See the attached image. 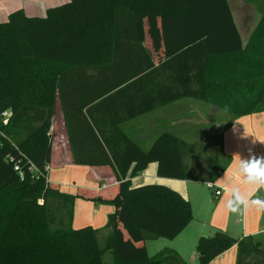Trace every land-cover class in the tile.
<instances>
[{
    "label": "trees",
    "instance_id": "obj_1",
    "mask_svg": "<svg viewBox=\"0 0 264 264\" xmlns=\"http://www.w3.org/2000/svg\"><path fill=\"white\" fill-rule=\"evenodd\" d=\"M142 19L160 20L159 39L171 49L157 66L139 36ZM184 98L233 117L257 112L264 103V19L241 51L226 0H68L43 17L10 13L0 23V264H104L107 252L114 264H186L170 249L148 258L145 246L137 253L120 242L121 225L144 244L173 240L192 220L177 192L131 187L125 178L155 163L160 178L194 180L185 159L196 145L163 132L144 149L121 129ZM64 148L74 165L112 171L116 210L104 247L96 229L72 228L78 196L46 182L53 152ZM233 245L236 264H264L252 237L237 241L219 231L197 241L198 263Z\"/></svg>",
    "mask_w": 264,
    "mask_h": 264
},
{
    "label": "crops",
    "instance_id": "obj_2",
    "mask_svg": "<svg viewBox=\"0 0 264 264\" xmlns=\"http://www.w3.org/2000/svg\"><path fill=\"white\" fill-rule=\"evenodd\" d=\"M67 1L0 0V23L5 22L9 14L15 10H22L29 17H43L47 9ZM226 1L240 37L242 51L256 26L264 19V0ZM151 21L155 22L156 27L150 24ZM139 24V36L143 47L153 64L157 66L163 61L165 51L171 50L159 39L160 20L142 19L139 20ZM151 28H154L153 31ZM223 98L230 99L231 95L227 92ZM199 102L204 103L202 110L196 104ZM192 111L197 118L196 122L189 118ZM199 112L201 116L202 112L204 113L203 121L199 119ZM208 118L211 122H207ZM202 122L210 124L211 132L218 136L216 143L220 145L219 156L213 158L218 161L215 163L216 168L215 166L213 170L209 168L205 173L197 162H193L192 167H189L190 172L196 174L193 171L195 168L202 176L199 175L194 180H175L158 177L157 166L151 163L135 177L126 176L125 181H128L131 187L158 184L172 189L189 202L192 214L191 222L173 240L157 239L146 241L144 244L135 242L121 225L120 242L129 246L131 250L134 248L138 253L145 246L148 258H153L161 250L170 249L186 264H199L196 253L197 241L201 237H211L218 231L237 241L252 237L253 242L264 250V241L259 235V232L264 230V183L249 182L239 170L240 159L264 158V103L255 113L233 117L229 111L216 108L204 101L184 98L126 122L121 125V129L129 138L147 149L156 136L163 132L184 134L190 127L192 129L198 127ZM52 156L46 182L60 193L78 196L74 201L72 228L96 229L98 243L100 245L99 240H102L100 247H104L109 233L108 217L116 210L112 201H109L116 195L114 187L116 182L111 169L74 165L66 148L62 151L56 149ZM219 168L221 173L213 183L215 189L221 193L216 196L214 190L207 187V183L211 182L213 174ZM102 189L104 190L100 191ZM95 198L108 202L91 200ZM157 245L159 247H156ZM237 251V245H233L209 264H236ZM103 263L114 264L113 255L105 253Z\"/></svg>",
    "mask_w": 264,
    "mask_h": 264
},
{
    "label": "rangeland",
    "instance_id": "obj_3",
    "mask_svg": "<svg viewBox=\"0 0 264 264\" xmlns=\"http://www.w3.org/2000/svg\"><path fill=\"white\" fill-rule=\"evenodd\" d=\"M170 33V31H169ZM172 34V33H170ZM185 103V102H184ZM198 104L197 106H199V108H203L204 103H196ZM186 114V112H184ZM194 112H191V116H189V118H193V121L196 122L197 118L194 117L195 114H193ZM202 114L204 115V113L202 112ZM199 119H203L204 120V116H201V113L199 112ZM202 120V121H203ZM207 122H211V120H209V118L207 119ZM202 122V124L198 127L195 128H189V131L184 133V134H179V133H174L177 137H179L180 139H182L183 141L188 142V144H195L197 149L196 152L193 156H189L185 159V163L186 165H188V167H190L191 165H193V162H197V164H199L198 166H200L202 168V170L204 169V172L206 173V171H208L209 168H211L213 170V164L217 163V160H213V158L219 156V149L220 145L219 143H216L218 141V136L214 133L211 132V125L208 123ZM198 124V123H197ZM189 135V136H188ZM185 139V140H184ZM145 147V146H143ZM146 149V148H145ZM202 159V160H193V159ZM212 159V160H209ZM189 162L191 164H189ZM192 167V166H191ZM195 177L201 175L198 173V171H195V168H193ZM206 170V171H205ZM211 170V171H212ZM202 176V175H201ZM196 207V206H195ZM100 245L102 243V240H99ZM159 242H165V241H159ZM156 247H159V245H157Z\"/></svg>",
    "mask_w": 264,
    "mask_h": 264
},
{
    "label": "clouds",
    "instance_id": "obj_4",
    "mask_svg": "<svg viewBox=\"0 0 264 264\" xmlns=\"http://www.w3.org/2000/svg\"><path fill=\"white\" fill-rule=\"evenodd\" d=\"M239 170L249 182L264 183V158H250L239 161ZM233 211L235 209H232Z\"/></svg>",
    "mask_w": 264,
    "mask_h": 264
},
{
    "label": "built area",
    "instance_id": "obj_5",
    "mask_svg": "<svg viewBox=\"0 0 264 264\" xmlns=\"http://www.w3.org/2000/svg\"><path fill=\"white\" fill-rule=\"evenodd\" d=\"M2 117H3V118L7 117V112L2 113ZM207 187L210 188V189H212V190H214V194H215L216 196H219V195H220L221 191L215 189V185H214V183H210V182H208V183H207ZM259 235L261 236V238H262L263 241H264V230H261V231L259 232Z\"/></svg>",
    "mask_w": 264,
    "mask_h": 264
},
{
    "label": "water",
    "instance_id": "obj_6",
    "mask_svg": "<svg viewBox=\"0 0 264 264\" xmlns=\"http://www.w3.org/2000/svg\"><path fill=\"white\" fill-rule=\"evenodd\" d=\"M26 201L31 202V200H26Z\"/></svg>",
    "mask_w": 264,
    "mask_h": 264
}]
</instances>
